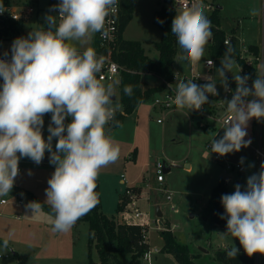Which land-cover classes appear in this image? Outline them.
<instances>
[{"label": "clouds", "instance_id": "9594fccd", "mask_svg": "<svg viewBox=\"0 0 264 264\" xmlns=\"http://www.w3.org/2000/svg\"><path fill=\"white\" fill-rule=\"evenodd\" d=\"M118 7L119 0H60L51 9L58 15L45 16L46 27L16 38L10 60L0 57V197L13 189L21 158L39 165L48 152L55 169L47 181L45 203L51 209L54 232L71 231L97 206L100 172L120 156L119 145L106 130L121 107L114 103L116 85L98 78L104 57L98 56L95 48L85 47L97 33L109 38L107 18ZM3 11L0 4V13ZM260 12L253 7L249 15ZM171 33L181 49L179 61L199 64L213 36L200 0L176 12ZM233 53L226 40L215 76H205L204 84L178 82L173 101L179 111H199L209 103V96L219 95L217 82L225 92H232L231 99L223 100L229 114L223 135L210 141V151L219 156L248 147L251 139L245 138L249 121H264V74L256 76L249 86L250 76L240 75V69L232 75L236 84L232 91L227 74L237 67ZM207 63L213 65V61ZM124 94L132 96L133 86L125 85ZM46 114H51V122L45 139L42 129ZM234 187V192L221 196L224 214L220 218L226 220L227 231L217 234L222 240L229 236L238 240L249 257L264 255V163L258 173L247 177L243 190L240 184ZM27 207L34 215L42 204L32 201ZM225 252L228 259H234L239 248L232 243L230 248L225 245Z\"/></svg>", "mask_w": 264, "mask_h": 264}, {"label": "rangeland", "instance_id": "374dc122", "mask_svg": "<svg viewBox=\"0 0 264 264\" xmlns=\"http://www.w3.org/2000/svg\"><path fill=\"white\" fill-rule=\"evenodd\" d=\"M11 2L21 8L32 6L27 0ZM58 2L59 0H38L36 5L33 4L34 13L24 24L26 37L39 25L47 26L43 19L50 14L51 6ZM162 4V0H137L133 17L124 31L126 39L143 41L146 53L152 58L158 56L153 42L159 39L161 33L160 28L152 21V9H157ZM207 4L218 7L220 26L226 34L231 35L233 27H237L236 48L240 55H246L245 49L250 43L258 44L261 50L264 49V0H202L204 13L210 19L212 7L206 8ZM253 7L261 10L259 15H249ZM180 10L182 9L177 8V12ZM89 45L90 42L85 47ZM180 54L181 49L177 46L173 65L176 78L170 83L174 92L180 81L206 83L204 77L215 76L222 58L209 43L199 64L179 61ZM208 59L213 61V65L205 63ZM234 59L237 67H234L232 74H227L230 80L241 69L235 57ZM240 75L243 76L242 70ZM142 81L144 87L161 83V79L152 73H143ZM113 83L116 85L118 99L120 79L115 77ZM217 88L219 95L215 97L222 100V105L219 106V101L217 103L215 100L217 105L214 108L205 104L199 111L188 112L177 110L175 105L154 107L155 98H162L168 90L165 86L164 90L142 101L127 114L120 125L109 132L120 147V156L115 163L103 168L98 177L101 210L121 221L117 217L119 212L116 211L119 194L127 186H143L137 202L150 220L147 233L150 249L158 248L159 251L153 252L150 260L143 258L140 264H179L172 253L161 250L164 244L161 235L164 222L169 223V229L175 233L180 243L187 244L192 252H200L197 260L200 264H219L213 258V251L219 246H232L233 243L237 248L240 247L239 241L230 236L222 240L217 233H224L227 229L216 228L206 214L211 190L223 172V162L215 159V153L210 151L209 144L213 137L219 139L223 135L224 125L221 119L227 113L223 100L230 96L219 82ZM50 122L51 116L46 114L42 129L45 139L49 134L47 129ZM247 132L245 139H251L253 146L261 144L264 150V121L250 120ZM254 136L256 140L253 139ZM52 143L55 150L56 138H53ZM134 151L135 158L132 157ZM224 158L234 163H240L241 158H244V170L233 172V176L226 182L227 194L234 192L236 184H240L243 190L247 177L260 171L261 165L250 145L239 152L229 153ZM158 160L170 167L163 173V182L156 178L155 163ZM186 164H190V167L187 168ZM19 168L13 189L9 195L0 197V200L5 199L4 203L0 202V264H89L87 222H77L71 231L58 233L52 230L51 210L42 207L33 215L32 209L27 207L29 202L37 201L32 194L46 201L47 181L55 169L49 163V153H45L39 165L28 158H21ZM19 199L22 200L20 205L17 204ZM158 209L162 213L160 217L157 216ZM5 239L8 240L7 248L4 247ZM260 256L264 258V255L257 253L255 264H259ZM91 257L98 260L96 249L92 250ZM120 257L128 262L130 253H120Z\"/></svg>", "mask_w": 264, "mask_h": 264}, {"label": "trees", "instance_id": "16d2710c", "mask_svg": "<svg viewBox=\"0 0 264 264\" xmlns=\"http://www.w3.org/2000/svg\"><path fill=\"white\" fill-rule=\"evenodd\" d=\"M12 0H0V3H8ZM20 1V0H19ZM38 0H27L28 4L36 5ZM162 5L154 11L153 23L161 30V37L154 42V46L158 51L156 59L151 58L146 52L142 41L126 39L123 37V32L128 23L133 17L137 0H119L120 15H119V30L115 43L111 48V56L120 66V96L114 100V103L119 102L121 108L116 111L115 118L106 126L108 133L116 126L120 125L127 114L131 113L138 104L150 98L158 91L165 89L167 82H172L175 77L174 61L177 54V41L174 34L171 33V22L177 12V6L174 0H162ZM218 7L212 6L210 13V21L213 36L209 41V45L214 49L218 56H223L225 52V39L228 37L231 46L234 48L233 57L239 63L242 72L247 69V75L250 76V83L259 74L257 65L246 64L245 60L239 54L236 48L237 27H233L232 34L228 35L220 26V18L217 10ZM158 21H163L159 23ZM45 22V21H44ZM15 28H24L22 21L14 23ZM100 40L98 34L93 37V48L96 51H105L100 47ZM248 50L253 56H258L260 47L258 44L250 43L247 46ZM143 73H152L161 79V83L157 86L143 87L142 75ZM229 82L232 85L233 91L236 84L233 80ZM2 83V80H0ZM132 85L133 94L127 96L124 94V86ZM232 95V94H231ZM231 95L228 99H231ZM217 97H209L211 105ZM216 103V105H217ZM215 105V104H214ZM51 116V114H50ZM119 122V124L116 123ZM70 122V118L66 123ZM136 151L133 152L132 157L135 158ZM131 188L140 194L142 192L141 185H133ZM96 191L99 194V183L97 180ZM228 193V186L226 180L220 177L219 181L212 188L210 196L206 205V214L211 221L216 225H226V220L221 219L224 214V208L221 204V196ZM34 199L42 204V207L51 210L45 201L32 195ZM124 192L119 194V200L116 211L120 212L125 204ZM78 222L88 223V247H89V264H140L145 252L149 251L150 245L147 241V233L149 225L139 223H128L125 221H118L115 216H109L101 210V198L99 194V203L87 215L82 217ZM164 228L161 230V235L164 241L162 246L163 252L172 253L179 264H200L197 262L200 252H192L187 244H182L177 240L175 233H173L168 225V222L162 224ZM230 248V247H229ZM96 249L98 253V260L91 257L92 250ZM130 253V259L126 262L120 257V253ZM213 258L219 264H255L256 254L249 257L244 253L242 247L239 248V253L234 259L226 257L225 247H217L213 251ZM264 264V263H263Z\"/></svg>", "mask_w": 264, "mask_h": 264}, {"label": "built area", "instance_id": "2783aa9c", "mask_svg": "<svg viewBox=\"0 0 264 264\" xmlns=\"http://www.w3.org/2000/svg\"><path fill=\"white\" fill-rule=\"evenodd\" d=\"M60 2V0H59ZM195 2V0H174V3L176 4L177 8L184 9L185 7L189 6L191 3ZM200 3L202 5V0H200ZM4 5V11L0 13V57L10 60L11 59V45L12 42L18 38V37H26V33L24 32V28L22 29H16L14 26L15 22L22 21L23 23L28 21L32 14L34 13L35 6H28L25 8H21L17 4H14L12 2L8 3H0ZM203 7V6H202ZM212 7L210 4H207L206 8ZM54 12V11H53ZM54 15H58V12H54ZM119 15H120V4L118 7V11L114 14H111L107 18L106 27L109 29V38H102L99 33L98 38L100 40V47L103 48L105 51H96L98 56H103L105 63L103 66L102 71L98 74V78L101 79L103 82H114L115 77H118L120 75V66L119 64L112 59L111 56V48L113 44L115 43L118 35L119 30ZM228 41V37L225 39V41ZM7 52V56H3V54ZM246 55H241V57L244 58L246 64L249 65H257L260 71L263 74L264 73V49H260L258 56H253L248 48L245 49ZM212 61L211 59H208L205 61L207 65H209L207 62ZM243 76L247 75V69H245L242 72ZM176 77H174L175 79ZM171 82L166 83V88L168 90L165 92L162 98H155V106L161 105L163 107H170L175 105L174 104V97L175 92L173 91L172 87L170 86ZM249 86L251 85L250 81H248ZM230 87L233 91L232 85L230 84ZM228 95H231L232 92H227ZM222 101V100H220ZM219 101V105H222L223 103ZM222 103V104H221ZM229 119V114L222 117L221 122L223 125L227 122ZM210 145V144H209ZM211 146V145H210ZM254 153L256 155L257 159H264V151L261 146H258L254 149ZM214 157L216 159H221L223 156H219L215 153ZM166 168V163L161 161H156L155 163V169H156V178L157 181L163 182L164 181V171ZM20 169V168H19ZM224 169L229 172H241L244 170V164L241 163H234V162H225L224 163ZM121 177L124 178V175L121 174ZM142 193V192H141ZM140 194L135 192L131 186H127L124 190L125 194V204L123 209L119 212V217L121 218V221H125L128 223H139V224H147L149 225L150 220L149 217L143 212L139 206L137 199L140 197ZM0 202L4 203L5 199H1ZM22 203V200L19 199L17 201V204L20 205ZM159 251L158 248L149 249V251L145 252L143 258L150 260L151 254L153 252ZM1 256V255H0Z\"/></svg>", "mask_w": 264, "mask_h": 264}, {"label": "crops", "instance_id": "0c3cea01", "mask_svg": "<svg viewBox=\"0 0 264 264\" xmlns=\"http://www.w3.org/2000/svg\"><path fill=\"white\" fill-rule=\"evenodd\" d=\"M59 3V2H58ZM15 4V3H14ZM51 9H52V6H51ZM51 9H50V14L51 15H54V12L53 11H51ZM155 9V8H154ZM154 9H152V19H153V14H154V12H153V10ZM156 10V9H155ZM154 10V11H155ZM45 21V19H43V22ZM153 21V20H152ZM24 24H25V22H24ZM39 27H40V25H39ZM123 37L125 38V36H124V32H123ZM160 37H161V33H160ZM160 37H159V39H160ZM159 39H157V40H159ZM157 40H155V41H157ZM141 41V40H140ZM154 41V42H155ZM143 42V41H142ZM153 42V43H154ZM89 46H91V47H93V39L90 41V45ZM143 46H144V44H143ZM145 48V47H144ZM83 50V48L81 49V51ZM157 51V50H156ZM146 52V51H145ZM157 53H158V51H157ZM150 56V55H149ZM158 57V56H157ZM157 57H155L154 59H156ZM152 58V57H151ZM176 77V76H175ZM118 78L120 79V75L118 76ZM142 83L144 84V81H142ZM143 86V85H142ZM153 86H157V85H153ZM144 87V86H143ZM145 88V87H144ZM218 98V97H217ZM218 99H220V98H218ZM222 99H224V98H222ZM221 100V99H220ZM215 104V102H213L211 105H209V106H211L212 108H214V107H216V105H214ZM139 105V104H138ZM137 105V106H138ZM136 106V107H137ZM220 106V105H219ZM154 107H155V105H154ZM121 108V107H120ZM228 113H225V115H227ZM224 115V116H225ZM253 139L254 140H256V136H254L253 137ZM250 146L253 148V150L256 148V147H258V146H253L252 144H250ZM259 146H261L262 147V145L260 144ZM263 149V148H262ZM264 151V150H263ZM254 156H255V158H256V155H255V153H254ZM216 159V158H215ZM257 159V158H256ZM217 160H221L222 162H223V171H226L225 169H224V163L225 162H227V160L224 158V156H223V158H221V159H217ZM257 161H258V164L259 165H261V163H264V159H257ZM175 163V162H174ZM189 166L188 167H190V164H188ZM187 167V168H188ZM165 171H168V170H165ZM227 172H229V171H227ZM231 173H233V172H231ZM220 179V178H219ZM228 180V179H227ZM227 180H226V182H227ZM227 184V183H226ZM143 187V186H142ZM142 192H143V190H142ZM142 194V193H141ZM32 195H34V194H32ZM36 196V195H35ZM39 198V197H38ZM208 216V215H207ZM117 217H119V215L117 216ZM215 227L216 228H218V227H221V228H225L226 229V225H216L215 224ZM149 243V242H148ZM149 245H150V243H149ZM219 247H221V246H219ZM222 247H225V246H222ZM227 247H231L230 245H228ZM240 248V247H239ZM214 249V248H213ZM259 264H263L264 263V258H261V256L259 257V262H258Z\"/></svg>", "mask_w": 264, "mask_h": 264}, {"label": "water", "instance_id": "95a60500", "mask_svg": "<svg viewBox=\"0 0 264 264\" xmlns=\"http://www.w3.org/2000/svg\"><path fill=\"white\" fill-rule=\"evenodd\" d=\"M172 166H181V165H179V164H172ZM189 165L188 164H186V167H188ZM170 169V167H166L165 168V170H169ZM233 176V173H231V172H227V171H223L222 172V174H221V177L223 178V179H225V180H227V179H229L230 177H232ZM162 215V213H161V211L158 209V211H157V216H161ZM206 251V250H205Z\"/></svg>", "mask_w": 264, "mask_h": 264}]
</instances>
